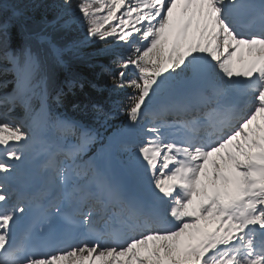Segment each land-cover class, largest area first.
<instances>
[{"label":"snow or ice","instance_id":"obj_1","mask_svg":"<svg viewBox=\"0 0 264 264\" xmlns=\"http://www.w3.org/2000/svg\"><path fill=\"white\" fill-rule=\"evenodd\" d=\"M74 28L83 39L58 46ZM65 52L112 56L111 86L128 90L115 178L78 163L98 133L49 103L85 86L50 90L45 58ZM0 63L15 84L0 96V264H264V0H0Z\"/></svg>","mask_w":264,"mask_h":264},{"label":"trees","instance_id":"obj_2","mask_svg":"<svg viewBox=\"0 0 264 264\" xmlns=\"http://www.w3.org/2000/svg\"><path fill=\"white\" fill-rule=\"evenodd\" d=\"M10 2V0H9ZM59 0H49V3H58ZM52 13H49L51 18ZM54 38L60 47H65L72 40L83 39V34L75 28L69 32L54 33ZM20 43L17 38L14 41L13 47ZM104 47L100 43H90L84 49V53H95L98 48ZM108 47H113L111 44ZM35 50V45H34ZM119 50L118 48L116 49ZM112 56H88L76 57L72 53L65 52L63 59L64 64L55 62L54 57L49 53L44 62V71L48 73L52 80V88H64L67 92L66 81L71 78L81 79L85 86L83 89H74L73 92H67L63 103L59 106L55 105L51 100L52 108L62 112L71 114L73 117L89 123L97 122V114L92 111L91 107L85 108L86 104L90 102H99L104 106V110L108 113V109H112V101L115 99L117 93L110 89V78L108 70H116L115 65L111 63ZM2 64V63H0ZM3 65L0 66V90H6L10 87L13 77L10 72L3 71ZM95 85V87H93ZM79 105V107H74Z\"/></svg>","mask_w":264,"mask_h":264},{"label":"rangeland","instance_id":"obj_3","mask_svg":"<svg viewBox=\"0 0 264 264\" xmlns=\"http://www.w3.org/2000/svg\"><path fill=\"white\" fill-rule=\"evenodd\" d=\"M10 92H11V91L4 92V93L0 94V96H3L5 93H10ZM162 102H163V101H162V98H157V99H155V104H156L157 106H159ZM17 109H18V107H17ZM3 111H4V109L0 108V117H2ZM14 111L17 112L16 109H15ZM21 111H22V110H21ZM12 115H13V114H9V119H10L12 122H14V123L20 124V123H21L20 118H15L14 115H13V116H12ZM20 117H21V116H20ZM24 130L27 131V132H29V134L31 135V131H30V130H26L25 127H24ZM48 135L53 136V142H52V143H55L56 145H60V144L63 143V142L60 140V138H59V133H57L55 130H50V131L48 132ZM48 135H47V136H48ZM30 143H31V141H30ZM29 155H31V154H29ZM29 155H28V156H29Z\"/></svg>","mask_w":264,"mask_h":264},{"label":"bare ground","instance_id":"obj_4","mask_svg":"<svg viewBox=\"0 0 264 264\" xmlns=\"http://www.w3.org/2000/svg\"><path fill=\"white\" fill-rule=\"evenodd\" d=\"M29 156H31V155H29ZM29 156H28V157H29ZM26 160H27V159H26ZM23 171L26 173V170H23ZM102 171H105V172L107 173V171L105 170L104 167L102 168ZM107 174H108V173H107ZM108 175H109V174H108Z\"/></svg>","mask_w":264,"mask_h":264}]
</instances>
